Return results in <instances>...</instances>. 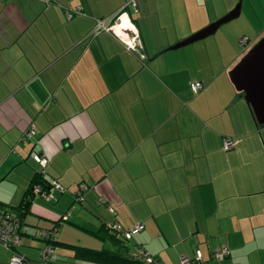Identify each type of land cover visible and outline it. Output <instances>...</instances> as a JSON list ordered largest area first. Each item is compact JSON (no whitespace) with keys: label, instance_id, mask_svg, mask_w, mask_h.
Returning <instances> with one entry per match:
<instances>
[{"label":"crops","instance_id":"crops-1","mask_svg":"<svg viewBox=\"0 0 264 264\" xmlns=\"http://www.w3.org/2000/svg\"><path fill=\"white\" fill-rule=\"evenodd\" d=\"M129 1L0 0V208L19 216L35 172L52 182V198L31 201L16 251L24 264H43L32 234L54 224L61 242L99 247L90 230L106 221L143 224L133 241L163 264L197 254L194 264H219L211 253L221 246L230 250L221 264H264V124L228 77L264 25L233 36L219 26L172 48L212 20L181 27L126 12L138 32L128 49L96 25L113 24ZM153 2L172 10L171 0ZM27 128L32 137L20 141ZM225 138L235 141L229 150ZM5 249L0 264H9ZM52 264L85 263L62 246Z\"/></svg>","mask_w":264,"mask_h":264},{"label":"built area","instance_id":"built-area-1","mask_svg":"<svg viewBox=\"0 0 264 264\" xmlns=\"http://www.w3.org/2000/svg\"><path fill=\"white\" fill-rule=\"evenodd\" d=\"M134 4V0H130L126 6ZM72 16V12L67 11L66 17L70 18ZM102 29V30H110L128 49H134L136 47V41L138 39V32L135 28L133 22L130 20V18L127 16L125 10L123 12H120L115 20L113 21V24L110 26H104L101 23H98L96 25V30ZM241 42H246V37L241 38ZM190 88L193 92H197L202 88V82L194 80L190 82ZM32 128H27L22 136L20 137V141L28 140L32 137ZM235 144V141L231 138H225L222 142V148L224 150L231 149ZM34 158L37 162L40 163L42 167H44L47 163V160L45 157L41 155H34ZM53 186L58 189L59 191L62 190L61 186L53 182ZM34 192L37 194H41L45 196L47 199L52 198V195L50 193H41L40 188L35 187ZM110 211H112V208L110 206H107ZM63 219L68 218V214L63 215ZM110 224V223H109ZM112 224V223H111ZM113 228L119 232L120 234L130 237L134 232L140 231L143 229V224L137 223L133 225L131 228L125 229L122 228L118 224H112ZM24 224L22 223L20 217L18 215H15L9 210H4L0 208V245H2L4 248H6L8 251L11 252V257L9 259V264H24L26 259L24 256L19 254L16 251V248L22 244L23 238H24ZM56 232L55 228L48 229V228H37L34 232V234L37 237H41L42 245L39 248V257L40 261L43 264H52L57 259V248L54 247L51 243V239L54 237ZM136 255L138 257H141L145 262L150 264H158L152 257L146 252L143 251L139 246H135ZM230 250L226 246H221L214 251H212V258L217 261L221 262L224 258L229 256ZM196 259H200V255L197 254ZM179 264H193L191 260L188 257L180 256L179 257Z\"/></svg>","mask_w":264,"mask_h":264},{"label":"rangeland","instance_id":"rangeland-1","mask_svg":"<svg viewBox=\"0 0 264 264\" xmlns=\"http://www.w3.org/2000/svg\"><path fill=\"white\" fill-rule=\"evenodd\" d=\"M137 2L140 12H137L135 2L125 10L130 17L132 16L133 20H150L152 22L156 20H177V24H181V27H185L188 26V24L192 26L196 24L200 25L204 20H212V22L218 20L230 12L236 6L238 0H236L233 7L229 10H226L227 8L225 6L229 5L231 0H171V4H166L172 7V10L166 9L163 2H159L158 9H156L153 0H148L147 2L138 0ZM246 2L247 0H241L240 15L221 25V29L218 32L228 30V32L232 33L231 36L241 34V32L253 33L264 25V9H261L260 6H256L253 2H251V6H247ZM208 24H205V26ZM84 211L83 209V212ZM80 234L82 235L83 233L80 232ZM86 235L89 236L87 233ZM151 243L158 245L157 239H153ZM0 246L3 247L2 245ZM7 252L9 253L8 250ZM165 256H168V254L166 253ZM193 257L195 258V256Z\"/></svg>","mask_w":264,"mask_h":264},{"label":"trees","instance_id":"trees-1","mask_svg":"<svg viewBox=\"0 0 264 264\" xmlns=\"http://www.w3.org/2000/svg\"><path fill=\"white\" fill-rule=\"evenodd\" d=\"M240 93L242 94V92ZM248 107L253 119L256 122L252 109L250 108L249 105ZM257 125H262V124L257 123ZM79 185L80 183H78V186ZM51 186H52V182L44 177L43 171H37L31 176L25 190L24 198L17 206L20 212L19 217L23 224H25L24 216L28 212L29 205L36 195V193L34 192V188L38 187L40 188L41 193L48 194L50 193ZM74 196L76 201L80 203L82 202V200L80 199L81 196L80 189L74 191ZM62 217L63 215L60 216V218L58 219L57 221L58 223ZM64 221H67V219H64ZM112 224L103 221L100 223L99 227L96 230L93 231L90 230V233L95 238H98L100 241L103 242L99 247H89L79 244L61 242L60 240L57 239L55 235L51 239V243L57 249L58 247H62V246L69 247L70 249H72L73 258L76 259L78 262L85 264H150L145 262L141 257H138L136 255L135 246H139L143 251H146V249L142 247V244L133 241L134 233L130 237H126L120 234L119 232H117L113 228ZM38 228H42V227H38ZM52 228H55L57 230L56 224H54L52 227L48 229H52ZM32 236L38 240L42 239L41 237H37L35 234H32ZM104 243L107 244V247H105ZM146 252L158 264H162L157 257L151 255L148 251ZM196 256L195 258L188 257L191 260V262H193V264L199 260L196 259ZM222 261L221 262L216 261V262L221 264Z\"/></svg>","mask_w":264,"mask_h":264},{"label":"water","instance_id":"water-1","mask_svg":"<svg viewBox=\"0 0 264 264\" xmlns=\"http://www.w3.org/2000/svg\"><path fill=\"white\" fill-rule=\"evenodd\" d=\"M241 0L227 14L201 29L172 48L181 47L211 35L215 30L235 19L240 13ZM228 77L234 88L242 92L258 124H264V36L253 44L229 70Z\"/></svg>","mask_w":264,"mask_h":264}]
</instances>
